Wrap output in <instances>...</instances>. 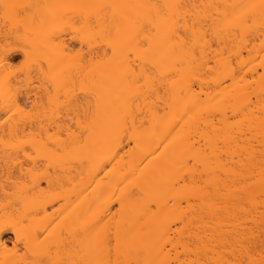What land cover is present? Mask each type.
Returning a JSON list of instances; mask_svg holds the SVG:
<instances>
[{
	"label": "bare ground",
	"instance_id": "obj_1",
	"mask_svg": "<svg viewBox=\"0 0 264 264\" xmlns=\"http://www.w3.org/2000/svg\"><path fill=\"white\" fill-rule=\"evenodd\" d=\"M0 175L38 264H264V0H0Z\"/></svg>",
	"mask_w": 264,
	"mask_h": 264
},
{
	"label": "rangeland",
	"instance_id": "obj_2",
	"mask_svg": "<svg viewBox=\"0 0 264 264\" xmlns=\"http://www.w3.org/2000/svg\"><path fill=\"white\" fill-rule=\"evenodd\" d=\"M77 47L78 46H76V48ZM19 50L20 49L15 46H13L11 49V56L12 54H14L11 57L13 58L12 59L13 66L14 67L16 66V68H20V66L23 65L24 58L23 55L19 52ZM37 85H39V83ZM12 172H13L12 176H14L15 178L17 176L16 170L14 171L12 170ZM3 176L4 175H2V177ZM5 176L4 178L1 177V180L5 178L7 179V177ZM12 181L13 179L10 180L9 183H11ZM42 186L43 189L46 188V185L44 183H42ZM9 189L10 190L8 192V195L4 196L2 192V188L0 187V244H3L2 248H0V264H38L35 250L27 246L24 242V239L29 236L32 237L31 236L32 234L49 235V232L41 233L37 231L38 221H40L41 218L46 219L44 216L48 214L45 224H51L54 221H56V223H61L62 221L61 219H59V217L63 210L62 206L66 202L64 200L57 199L56 197H52L50 200H52L54 204L51 207H49L48 212H46L45 215L41 213L40 215L39 214L36 215L35 213L34 214L28 213L27 215H23L24 214L23 210L26 209L22 208V204H19L20 202L18 201L16 202V199L12 197L11 184L9 186ZM10 193L12 198L9 197ZM177 226L178 224L176 225V227ZM168 248L170 249V247ZM179 250L180 252L182 251L180 247H178V251ZM174 253L175 252L173 251L172 255ZM182 254L179 255V258L181 257ZM182 256L185 258L184 255Z\"/></svg>",
	"mask_w": 264,
	"mask_h": 264
}]
</instances>
